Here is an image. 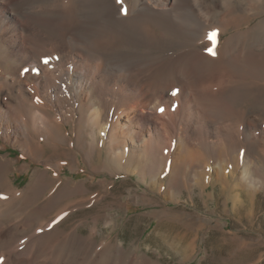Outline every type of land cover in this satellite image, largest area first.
Segmentation results:
<instances>
[{"label":"rangeland","instance_id":"1","mask_svg":"<svg viewBox=\"0 0 264 264\" xmlns=\"http://www.w3.org/2000/svg\"><path fill=\"white\" fill-rule=\"evenodd\" d=\"M174 1L167 3L176 5ZM3 2V7L18 2L14 8H20L23 15H16L15 22L26 27L32 46L42 50L75 44L88 48L95 33L104 31L101 46H90L96 54L103 60H116L126 73L130 69L169 88L163 113L158 108L144 114L139 110L142 118L137 124L141 121L152 136H159L153 138L155 153L151 151L145 162L133 168L117 169L113 164L104 168L106 153L101 161L88 153V127L78 117L77 122L65 125L69 138L57 140V148L33 157L0 137V162L6 163L0 174V236L13 240L7 250L16 257L25 254L35 238L43 237L38 249L17 260L14 257L12 263L264 264V69H252L245 59L264 55V0H187L196 25L186 29L183 25L164 29L150 13L136 10L129 16L117 15L122 25L117 26V35L108 32L110 24L100 19V12L87 6L80 9H86L83 13L73 0L26 10L23 0ZM67 13L75 14L77 24L65 21ZM136 16H141L137 22L129 20ZM71 28H77L76 33ZM118 34L126 37L124 41ZM0 45L5 47L6 41L0 40ZM196 50L211 59L215 68L229 60L238 62L230 73L227 68L196 80L197 84L210 81L215 85L209 94L204 90L200 94L218 106L208 123L194 112L198 125L182 134L180 118L169 117H177L186 102L175 101L178 86L172 85L178 77L173 68ZM14 63L0 51V73L11 72L10 78L22 80L27 88L26 67L13 68ZM184 85L191 94V87ZM11 94L4 96L6 100L18 96L17 91ZM30 96L34 103L35 96ZM154 159L160 162L154 172L156 180L151 182L145 175L153 173L150 164ZM171 176L176 179L173 183ZM179 244L184 249L189 246L188 250H181ZM4 251H0V261L8 264Z\"/></svg>","mask_w":264,"mask_h":264},{"label":"bare ground","instance_id":"2","mask_svg":"<svg viewBox=\"0 0 264 264\" xmlns=\"http://www.w3.org/2000/svg\"><path fill=\"white\" fill-rule=\"evenodd\" d=\"M73 1L76 6H79V10L81 8L84 9V7L86 8L87 6H90V8L100 12V15L102 16L100 19H105L110 24L111 31L108 32H112L115 35H117V30L120 28L117 26H122L118 24L120 21L117 19V15L124 14L123 9H127L128 16L130 13L135 12L136 10H140V12L143 10L145 14L150 13L149 15L154 18V22L160 27L163 25L164 29H179L180 25H183V28L186 29L189 27V25H196L193 24L195 21L193 20L192 14L187 6V0H175L174 2L176 5L168 4L167 2H169V0H123V4L119 3L118 0ZM130 2H132L134 6L130 7ZM3 3V0H0V40H5L6 46L4 47L0 45V51L5 52L8 56V59L15 60L13 68L20 67L22 64L24 65V69L26 67L27 71L24 70V77L27 79L25 82L29 85L27 88L23 87L22 80L10 78V76H13L11 72H7L6 74L0 73V137L2 139L8 143H12L16 147H20L26 155L32 156L37 152L46 150L48 148H57L58 144H56V142H59L57 140H60L61 138H69V136L67 137L65 134V125L76 121V117H78L80 122L86 121L84 123H86V126L88 127L87 135L89 136L88 140L90 141V144H87L89 146L88 153L90 155L92 154L96 157H99L98 159L100 161L102 160L101 158L103 154L106 153L107 160L104 164V168L109 167L111 164L116 165L117 169H127L130 167L133 168V166L136 165V163H139V161L142 160V162H145L149 157V154H151V151L155 153L154 148L152 149L153 138L155 136H159V134L157 135L154 133L152 136V133L145 129L146 127H143L144 125L141 123V121L139 124H137V119L139 117L142 118L141 113H147V109L158 108L164 110L166 99L165 94L169 89L168 85H159L156 82H151L149 77L140 76L139 74H136V72L132 73L130 69H127L126 73L124 72L125 70L122 69L123 67H117L116 60L114 62L107 58H104L103 60L101 57L102 55L96 54V52L90 48V46L93 45V48L97 45L101 46L102 41L105 38V36L102 34L104 31L102 33H95L94 38L96 40H94V38L90 39L91 42L88 48L85 47L82 49L79 48V46H75V44L71 47H55L48 50H42L41 48L38 49V46H32L29 35L27 36L26 27H22L23 25L20 26L15 22L16 15H23L20 8L19 10H15V5H17L18 2L9 3L7 7H3ZM22 4L24 7L23 9L25 10L39 6L49 8L57 5L58 0H23ZM149 6H151V9ZM85 10L80 11H83L84 13ZM54 14L49 12L48 15ZM67 14L68 16L65 18V21L69 20L74 22L75 20L77 24L78 21L75 14ZM67 14H65V16ZM140 17L136 16L133 17L135 19L132 18L129 20L132 22H137L136 19ZM143 17L142 21L145 18ZM62 19L63 17L61 20ZM123 23H125V21ZM105 26H103V29ZM183 28L181 29L183 30ZM76 29L71 28L70 30H73L74 33V30ZM123 29L125 30V28ZM105 30L107 29L105 28ZM132 30H134V28ZM126 32V34H128V31ZM85 34L86 33H84L83 36ZM118 35L120 36V34ZM87 36L88 35H86L85 38H87ZM119 38V40L124 41V38L126 37L120 36ZM189 39H191V37H189ZM256 56H245L246 62L250 64L249 66H252V69H264V55ZM132 58L133 57H131V59ZM182 60L184 62L179 67H177L175 70L173 68V73H175L178 77V81L176 80L172 87L178 86V90L175 94V101L177 103L181 102V105L184 100L186 102L183 108L180 106V113L177 115V117L174 115H170L169 117L178 120L180 118V131L182 134H185L188 132V130H190L191 126V130H193V125H198V114L201 113L202 121L205 120V122L208 123L214 114V108L218 106L217 102H213L214 99L212 102L208 101L209 98H206L207 96L205 97V93L204 96L203 94L202 96L200 94V90L207 91L206 93L209 94V89L211 90V87L214 88L213 86L215 85L208 83L210 81L207 83L204 82L202 84H197L196 80L205 74L207 75L209 73H214L217 71L219 72V70L225 72L226 70L224 69L227 68V71L230 73L233 71L232 69L235 70L236 62L238 61L237 59L229 60L225 63L223 62L218 64L219 66L215 68L213 67L215 64H212L210 61L211 59H209L207 56L201 55L198 50L184 55ZM45 61L48 62L45 63ZM123 65L124 68H128V66L125 64ZM123 65L121 64V66ZM117 68H120L118 73L116 72ZM262 75L264 74L262 73ZM183 84H188L191 87V89L189 88L192 90L190 92L191 94H187L184 88L185 85L183 86ZM6 87L8 90H5ZM13 91H17L18 93L16 99L13 101L6 100L7 98L4 96L12 95L11 93H14ZM213 91H215V89ZM30 94L35 96L36 103H30ZM42 106H44L45 109L42 108ZM139 110H141L140 114ZM194 112L198 115L196 118L194 116ZM167 113L168 111L166 114ZM162 126L165 127L163 122ZM71 147H74V145L72 144ZM158 160L160 159L158 158ZM158 160L154 159L151 161V170H153L151 175L146 174V172L144 173V175L146 174L145 176L150 179L151 182L156 180L154 172L156 173L158 171V163L160 162ZM5 164L6 163L0 162V174L3 172V167L6 166ZM47 166L50 167L51 165ZM10 167L12 168V165H10ZM95 169L97 168L95 167ZM245 170H248V167ZM43 172L45 174V171ZM9 174L10 172L8 173V177ZM39 174L43 175L41 172ZM41 179H43V177ZM171 181V183L176 181L174 176H171ZM224 190L226 191L227 188L225 187ZM12 192L16 193L15 188ZM6 200L7 199H5V201ZM0 210H2V208ZM7 237L0 236L1 252L9 249L13 245V240L9 242L11 238L9 237V239ZM42 239L43 237L39 236L35 238L30 243L27 251L31 250L34 252V249L37 248V245L39 246V244H41ZM23 240L24 239L22 238L21 241ZM18 242H20V240ZM16 245L13 246L14 250L16 249ZM180 248L181 250L184 249L183 246ZM188 248L189 246L187 249H184V251L188 250ZM9 251L7 250L3 253L4 255L6 253V256L8 255V264H13L12 262L16 256L11 254V249ZM18 251L15 252L18 253ZM7 252H9V254ZM25 254H17L18 257H16V260Z\"/></svg>","mask_w":264,"mask_h":264},{"label":"snow or ice","instance_id":"3","mask_svg":"<svg viewBox=\"0 0 264 264\" xmlns=\"http://www.w3.org/2000/svg\"><path fill=\"white\" fill-rule=\"evenodd\" d=\"M118 2L121 3V4H123V0H118ZM123 12H124L125 15H127V9H123ZM214 35L217 36L218 33L215 32ZM211 54H212V55H215V52H213V53H211ZM47 62H48V61H45V63H47ZM26 71H27V70H26ZM160 111L163 112L164 110L161 109ZM0 264H2V261H0Z\"/></svg>","mask_w":264,"mask_h":264}]
</instances>
